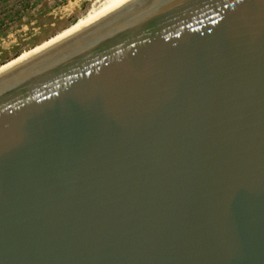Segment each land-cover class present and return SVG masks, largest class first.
<instances>
[{"label": "water", "instance_id": "1", "mask_svg": "<svg viewBox=\"0 0 264 264\" xmlns=\"http://www.w3.org/2000/svg\"><path fill=\"white\" fill-rule=\"evenodd\" d=\"M0 264H264V0H119L0 70Z\"/></svg>", "mask_w": 264, "mask_h": 264}, {"label": "rangeland", "instance_id": "2", "mask_svg": "<svg viewBox=\"0 0 264 264\" xmlns=\"http://www.w3.org/2000/svg\"><path fill=\"white\" fill-rule=\"evenodd\" d=\"M103 1L0 0V65L62 33Z\"/></svg>", "mask_w": 264, "mask_h": 264}, {"label": "bare ground", "instance_id": "3", "mask_svg": "<svg viewBox=\"0 0 264 264\" xmlns=\"http://www.w3.org/2000/svg\"><path fill=\"white\" fill-rule=\"evenodd\" d=\"M119 0H104L103 2H101L102 4L98 7L95 8L93 10H90L88 13H86V15L82 18H79L75 23L71 24L69 28H67L66 30L62 31V33L56 35L55 37L51 38L50 40H48L45 43H40L39 45H37L36 47H33L32 49H30L29 51L23 53L22 55H17L16 57H14L13 59H10L9 61L3 63L0 65V70H3L4 68L6 69L7 66H11L12 64H16L18 62V60H21L22 58L26 57L27 55L33 53L34 51L43 48L44 46H46L47 44H52L54 41L62 38L63 36H65L68 33L73 32L74 30L80 28V27H84L86 26L88 23H90L92 20H94L96 17H98L100 14H102L103 12H105L107 9H109L110 7H112L114 4H116ZM99 5V4H98ZM91 9V8H90ZM76 32V31H75ZM16 62V63H15Z\"/></svg>", "mask_w": 264, "mask_h": 264}]
</instances>
